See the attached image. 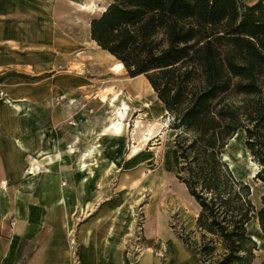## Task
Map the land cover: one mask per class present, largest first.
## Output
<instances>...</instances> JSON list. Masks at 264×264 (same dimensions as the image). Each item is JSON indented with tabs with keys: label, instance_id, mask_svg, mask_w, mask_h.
<instances>
[{
	"label": "rangeland",
	"instance_id": "1",
	"mask_svg": "<svg viewBox=\"0 0 264 264\" xmlns=\"http://www.w3.org/2000/svg\"><path fill=\"white\" fill-rule=\"evenodd\" d=\"M61 1L66 3L65 13H51L42 24L38 22L35 27L44 34L32 38L35 46L49 44L44 53H34L36 61L41 62L38 56L43 55V61L49 66L47 72L34 73L35 84L44 77L49 80L44 85L34 86V98L28 99L31 111L26 115L14 112L6 105L11 114L16 113L12 115V125L18 130L14 138L27 147V151L17 148L15 154H8L9 160L13 158L19 178L30 161L34 162L36 174L31 183L19 179L12 184L37 191L45 189L47 178L42 172L45 168L50 172L54 169L44 163L43 158L54 144L67 149L73 142L75 154L72 157L66 153V164L61 166L62 173L71 167L62 176L63 197L59 203H63L60 208L51 207L49 223L44 227L50 236L51 250L61 248L54 243L61 238L67 242L69 264H81L83 259L87 264H139L143 251L152 252L157 264H203L186 243L198 240L200 231L196 227V204L176 177L179 160L172 115L164 109L151 85L143 83L138 91H134L131 84L129 89L133 92L130 94H139L140 98L139 102L131 104L135 106L127 117L125 133L117 144L107 136H97L105 125L104 118L110 114V109L97 99V93L103 87L117 89V83L132 77L125 70L121 73L125 79L111 77L106 58L100 60L94 54L98 63L94 66L103 70L89 67L85 70L84 65L75 64L72 71L76 75L84 74L85 78L71 84L73 79L69 77L68 68L75 53L82 51L85 54L92 49L104 51L91 41L86 24L98 10L83 13V21L78 24L67 18L71 14L69 0ZM74 1H95L104 5L108 0ZM77 68H82L83 73ZM143 100L149 107L143 106ZM136 117L142 118L144 125L155 120L168 123L170 131L162 136L166 127L162 126L137 154L128 157L131 143H136L130 131ZM89 119H92L91 123ZM100 123L102 128L97 127ZM244 140V132L239 130L223 150L222 160H226L237 179L251 186V199L260 207L264 181L254 175L261 166L246 148ZM97 142L100 146L96 155L84 154L86 146ZM33 199L35 205H39L41 200L46 201V196L35 195ZM248 229L257 237L259 246L253 264H264V236L254 220ZM175 244L180 247L177 256L174 255L176 250H172ZM35 247L45 246L37 243Z\"/></svg>",
	"mask_w": 264,
	"mask_h": 264
},
{
	"label": "trees",
	"instance_id": "2",
	"mask_svg": "<svg viewBox=\"0 0 264 264\" xmlns=\"http://www.w3.org/2000/svg\"><path fill=\"white\" fill-rule=\"evenodd\" d=\"M89 35L144 75L173 117L176 174L196 204L200 238L186 242L203 264H253L264 236L261 206L222 153L242 130L264 181V0H108ZM255 236V235H254Z\"/></svg>",
	"mask_w": 264,
	"mask_h": 264
},
{
	"label": "crops",
	"instance_id": "3",
	"mask_svg": "<svg viewBox=\"0 0 264 264\" xmlns=\"http://www.w3.org/2000/svg\"><path fill=\"white\" fill-rule=\"evenodd\" d=\"M244 1L252 4L257 0ZM69 2L71 4L69 7L71 14L67 18L79 24L80 21H83V13L87 12L78 7L83 2L74 0H69ZM65 9L66 3L61 0H0V89L11 98V102H18L21 105V108L17 109L12 106L13 103L7 104L0 100V264H69L67 242L64 243L61 238L57 242L55 240L54 243H57L61 248L51 250L49 247L51 244L50 236L44 229L45 224L49 223L50 220L51 207L59 206L60 208L63 203H56L55 201L60 197V194H50L46 187L37 191L19 188L17 183L16 186L12 184V182H17L19 179L24 183H31L36 175L35 165L34 162L30 161L31 163L22 171L19 178L12 163L13 158L9 160L8 157V154H15L17 148L27 151V147L23 145L22 141L14 138L18 130L16 125H12V117L16 113L11 114L8 106L14 112L17 111L26 115L31 111L28 99L34 98V86L39 83H41L39 85H44L49 80L48 77H44L36 80V84L34 81L33 75L35 72L39 74L47 72L49 69V66L45 64L46 61H43V55L38 56L41 58V62L35 60V52L44 53L49 48V44L34 45L32 38L43 36V32L38 30L35 25H38V22L42 24L46 19L45 17L51 13L55 15L64 14ZM86 24L89 26V19ZM45 36H48V34H45ZM91 41L93 42V40ZM93 43L95 44V42ZM94 54H97L100 60L107 57L105 53L95 49L85 54L82 51L75 53L76 57L68 68L71 74L69 77L73 79L71 81L72 85L85 78L84 74L76 75L72 71L75 64L84 65L85 70L88 67L89 69L103 70L98 66H94V63L98 64L95 60L97 58L94 59L93 57ZM121 75L119 77L125 79ZM129 78L127 79L128 82L131 81ZM132 79L142 80L134 91H138L141 85L146 83L144 75L137 78L133 76ZM116 85L119 86L118 83ZM126 90L129 93L133 92L128 87ZM76 105L74 104V106ZM98 106H100L99 103ZM88 121L91 123L92 119ZM94 127L96 126L94 125ZM97 127L102 128V123L98 124ZM76 139L79 140L77 136ZM69 146H75V143L72 142ZM58 149L65 151V148L54 144L50 152L43 158V162L47 163L52 169L57 165L55 152ZM70 170L71 167L69 166L68 171ZM68 171L63 172L62 176ZM53 172L45 168L42 173L48 179V176L52 175ZM45 191H47V194H45ZM35 195L42 198L46 196V201L41 200L39 205H35L33 199ZM255 224L258 226L256 221ZM253 238L256 240L257 237L253 235ZM37 243H41V246L45 247L37 248L35 247ZM174 247L172 250H176L174 255L177 256L180 247L176 244ZM172 250L171 253H173ZM143 252L148 254L150 251ZM142 258L143 256L140 254L139 264H142ZM81 264L87 263L83 259Z\"/></svg>",
	"mask_w": 264,
	"mask_h": 264
},
{
	"label": "bare ground",
	"instance_id": "4",
	"mask_svg": "<svg viewBox=\"0 0 264 264\" xmlns=\"http://www.w3.org/2000/svg\"><path fill=\"white\" fill-rule=\"evenodd\" d=\"M78 7L81 10H86V11H89V10L102 11L105 9L104 5L96 4L95 1L85 3V4L80 3ZM103 51L107 56L106 57V65L109 68L110 76L111 77L120 76L121 73L125 70L123 63L120 60L116 59L109 52H107L105 50H103ZM109 56H110V58H109ZM111 57H112V59H111ZM78 71H79V73H83L82 68L78 69ZM139 76H143V75H141V74L136 75V78ZM130 80H131L130 82L122 81L121 83H119L118 88L116 87L117 89H114L113 87L109 86V87H103L99 93L96 92L97 93L96 97L100 101V103H102V106H107V109L108 110L110 109L109 110L110 114L108 116L106 115V117L103 120V121H105V125L103 126V129H101L97 133V136L98 137H100L101 135L107 136L116 144H117V141L122 137L123 133H125L124 130L127 127V117L129 115L130 110L133 108V106H135V105H131V104H133V102H135V101L139 102L138 100L140 98L139 94H136V95L130 94L126 90V88L127 87L130 88L131 84H133V86L135 88H137L138 84H140V81H142V80L134 79L135 80L134 81L132 78ZM145 82L150 86L149 82L146 79H145ZM11 103H13L12 106L14 108H17V109L21 108L20 103H18V102H15V103L11 102ZM143 106L149 107V104L147 102H145V100H143ZM135 119L136 120L134 122L133 128L130 131L133 132V139L136 140V143H135V141H133V143H131V146L129 147L130 150H128L129 151L128 157L134 156L135 154H137L141 150V148H142L141 146L147 144V142L149 140H151L154 133L157 132L162 126H164V125L166 126L165 129L163 128L164 130L162 131L163 132L162 136L165 137V134L168 131H170V128L167 125L168 123L167 124L163 123V121L161 122V121L155 120L154 123L149 122L148 124L144 125V121L142 118L136 117ZM158 134L160 135V133H158ZM99 146H100V144H98V142L88 145L87 147H85L84 154L89 155V156L96 155V153L99 151L98 150ZM127 146H129V145H127ZM74 147L75 146H68L64 152L61 149L60 150L58 149L55 152V156L57 159V161H56L57 165L55 164L56 166L54 168L53 174L52 175L50 174L48 176V179L45 182V184L47 186L46 189L50 194H54V193L60 194V197H58L55 200L56 203L61 202V197H63V187H62L63 180L61 181V177H62L61 166L63 164H66V153L71 154V156L73 154H75V150H74L75 148ZM30 178H32V177H30ZM53 190H54V192H53ZM141 256H143V258L141 260L142 264H157V261H156L155 257L153 256L152 252H149L148 254L141 252Z\"/></svg>",
	"mask_w": 264,
	"mask_h": 264
},
{
	"label": "built area",
	"instance_id": "5",
	"mask_svg": "<svg viewBox=\"0 0 264 264\" xmlns=\"http://www.w3.org/2000/svg\"><path fill=\"white\" fill-rule=\"evenodd\" d=\"M0 100L7 104H10V102L12 101L11 98L2 89H0Z\"/></svg>",
	"mask_w": 264,
	"mask_h": 264
}]
</instances>
